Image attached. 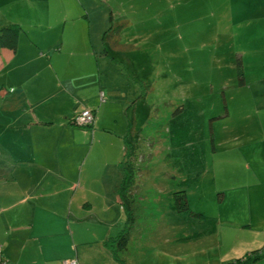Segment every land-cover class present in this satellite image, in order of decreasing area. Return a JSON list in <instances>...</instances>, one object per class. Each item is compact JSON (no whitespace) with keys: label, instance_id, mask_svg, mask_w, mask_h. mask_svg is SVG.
I'll return each instance as SVG.
<instances>
[{"label":"rangeland","instance_id":"rangeland-1","mask_svg":"<svg viewBox=\"0 0 264 264\" xmlns=\"http://www.w3.org/2000/svg\"><path fill=\"white\" fill-rule=\"evenodd\" d=\"M67 1L63 0V9L80 11V17H75L77 12L65 14L51 21L53 25L48 17H34L33 27L14 21L22 28L19 43L25 37L37 49L52 45L41 50L43 60L32 62L31 71L12 77L18 86L16 96L8 94L7 88L0 91V105L8 108H0V205L12 207L19 184L17 179L15 184L14 166L8 160L11 137L4 132L12 111L38 108L32 92L46 87L54 95L45 104L49 114L59 118V110L81 109L84 103L69 97L63 81L88 82L93 72L96 81L102 78L106 98L102 102L96 97V117L101 125L113 121L108 125L111 130L96 135L93 154L114 161L116 168L109 172L103 162L92 165V176L84 179L73 201L78 200L80 208L86 202L95 207L117 205L112 195L117 162L123 156L121 130L125 125L119 126L126 110L135 111L137 137L153 136L148 140L151 147L142 140L146 147L141 148L137 220L130 231L128 264H226L263 248L264 15L250 10L249 0ZM38 11L47 16L46 10ZM120 19L130 21L118 30L120 42L129 48L110 58L101 39L110 21ZM4 23L0 18V25ZM50 57L53 62L44 67ZM138 95L141 97L133 103ZM182 104L184 111L176 114ZM5 113L9 116L3 121ZM184 127L182 137L174 135ZM183 148L187 152L180 150ZM179 190L187 198L185 210H178L175 204L173 192ZM50 201L47 197L42 207L48 213ZM30 204V213L15 217L11 208L8 220L0 218V264L73 260L77 264H115L98 248L82 247L77 256L62 257L54 247L57 236L48 233L50 239L41 238L50 228L46 212L38 220L40 211L31 200ZM121 213L124 220L125 212ZM97 224L106 231L107 225ZM20 235L25 248L11 250L6 239ZM256 264H264V258Z\"/></svg>","mask_w":264,"mask_h":264},{"label":"crops","instance_id":"crops-1","mask_svg":"<svg viewBox=\"0 0 264 264\" xmlns=\"http://www.w3.org/2000/svg\"><path fill=\"white\" fill-rule=\"evenodd\" d=\"M249 1L251 3L250 10H256V15H264V0ZM51 2L50 0H0V18H3L5 23L19 21L27 27H33L35 24L34 17H48L50 19L49 24L53 25L51 21H57L65 14L69 16L70 13L77 12L74 10L67 13L63 9V0H53L52 5ZM69 2L73 4V0H68L67 3ZM38 10H46L47 16L41 15ZM82 16L90 17L89 13H83ZM75 17H80V11L76 13ZM21 36L23 35L20 34V38H22ZM60 43L62 44V41L58 44ZM51 45L47 44L46 48L39 47L37 49V45L33 44L32 40L28 41L24 37L16 51L3 49L0 52V81L2 83L0 91L4 92L7 88L8 94L12 92L15 95L18 86L14 83L15 80L12 77L17 78L20 74L31 71V63L37 61L38 58L43 60V52L47 51ZM52 62L53 59L50 57L49 61H45L44 67L49 66ZM12 72L14 73L13 76ZM93 74L92 72L88 82L74 83L71 78L63 81L67 84V90L70 93L67 90L65 92L70 94L69 97L79 103H84L81 109L75 108L71 112L59 110L57 112L62 113V117L59 118L54 113L49 114V108L45 104L53 101L54 95L47 93L49 90L46 87L38 92H32L37 98L36 104H40L36 108L37 110L27 111L28 109H24L19 113L12 111V117H9V121L4 126V132H8L11 137L9 138L11 156H8V160L14 166L12 169H14L16 175V177L13 175L15 184L17 181H19V184L15 190L14 201L11 203L12 207H2L0 205V218L8 220L7 214L11 208L15 211V217L24 215L27 212L30 213L31 200L35 210L40 211L38 220H41L45 212V217L49 219L47 225L50 228L42 232L41 238L47 241L50 239V235L57 236L54 247L62 252L64 258L77 256L80 248L89 247L98 248L109 254L113 259L111 252L104 247L103 243L106 238L117 235L125 222V218L123 220L121 215L123 209L120 207L114 192L112 197L114 203L118 206L103 204L101 207H95L93 204L86 202L80 208L79 201H73L74 197L77 198L76 195L80 194L79 191L83 187L84 179L87 180V176H92L95 170L92 165L103 162L104 168L109 172L116 168L114 161L106 158L99 159L97 154H93L96 146V135L111 130L108 125L113 122L112 120L104 121V124L101 125L100 117H96V108L98 107L95 103L96 97L99 98L98 100L101 99L102 102L106 98L104 91H102L104 85L102 78L96 81ZM83 91H86V94H83ZM5 97L6 95L2 96V98ZM3 105H0V108L5 111L8 110ZM30 107L32 108V105ZM83 109H90L94 113L96 119L94 118L91 125L78 122L76 124L68 123L69 118L77 113V110L79 112ZM130 115L135 117V111L133 110L130 114L126 110L125 121L119 126V129H121L122 125H125L121 130L122 150H124L123 137L127 131V120L131 117ZM6 116H9V114H4L3 121ZM41 121H49V123L44 124ZM79 127L89 128L82 130ZM137 132L136 130V134ZM110 140L115 143L116 147H120L118 141H113L112 137ZM97 142L100 143L101 140L98 139ZM97 160L99 161L96 162ZM120 160L117 162L118 170ZM55 195H59L58 199ZM47 197L52 199L50 203L48 202L50 213L42 208L43 204L47 202ZM22 203L27 205L21 206ZM95 209L100 211L99 214ZM99 221L108 226L106 231H102L97 224ZM13 226L16 227V224H13ZM118 229L120 230L113 235L114 231ZM88 236L91 238H87ZM0 239L3 240L1 235ZM6 241H8L11 250H22L26 246L22 235L15 239H6ZM115 264L117 263L115 262Z\"/></svg>","mask_w":264,"mask_h":264},{"label":"trees","instance_id":"trees-1","mask_svg":"<svg viewBox=\"0 0 264 264\" xmlns=\"http://www.w3.org/2000/svg\"><path fill=\"white\" fill-rule=\"evenodd\" d=\"M129 24V20L120 19L117 23H115V21H110V24L102 37V47L104 48L106 54L110 55V58H113L114 56L116 57L118 53H122V51L128 46H125L120 42V32L118 30L122 25ZM21 30V26L15 22L4 23L0 25V52L3 49H8L11 51L17 50ZM242 72L243 71L239 68L238 73L242 75ZM139 97H141V95H138L133 100V103H135V100ZM184 109L185 104H182L176 111V114L182 113ZM81 111L75 113L71 118H69L68 123L76 124V122H78L77 117L81 113ZM148 116H152V113L150 111L148 113ZM41 122L44 124L49 123V121ZM135 125V117H129L127 120V131L123 137V156L119 163L117 180L113 185L114 195L116 196L120 207L125 212L124 226L117 235L106 238L103 243L104 247L111 252L113 259L117 264H128L126 255L128 253L129 245L131 242L130 231L134 228L137 220L138 199L136 191H138V188H136V184L139 178V173L141 172L140 160L142 159L143 154L141 148L142 145L146 147L145 143H148V147H151L152 142H149L148 140H151V138L153 137L148 136V138L147 136H135ZM185 131L186 128L184 127V129H182L180 132L175 131L174 135L177 133V137H182ZM143 139L145 143L142 142ZM177 141L180 142V140ZM170 142L172 143V141ZM180 150L187 152V150L184 148ZM167 155H172V151L167 152ZM173 194L176 197L175 204L177 206V209H187L188 202L184 190L175 191L173 192ZM263 258L264 247L251 251V253H249L246 257L233 259L226 264H256V262Z\"/></svg>","mask_w":264,"mask_h":264},{"label":"built area","instance_id":"built-area-1","mask_svg":"<svg viewBox=\"0 0 264 264\" xmlns=\"http://www.w3.org/2000/svg\"><path fill=\"white\" fill-rule=\"evenodd\" d=\"M94 113L90 109H83L81 113L77 117L78 123L86 124V125H91L94 122ZM64 264H77L76 261H68L64 262Z\"/></svg>","mask_w":264,"mask_h":264}]
</instances>
